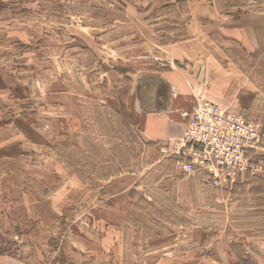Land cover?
I'll return each instance as SVG.
<instances>
[{
  "label": "rangeland",
  "instance_id": "1",
  "mask_svg": "<svg viewBox=\"0 0 264 264\" xmlns=\"http://www.w3.org/2000/svg\"><path fill=\"white\" fill-rule=\"evenodd\" d=\"M11 1L14 5L17 3V0ZM161 1L169 3L167 5H174L177 1L183 3V0ZM64 2L71 4L73 0H64ZM198 2L197 17L199 18L195 20V27L201 36V22L204 16L200 10L203 3H200V0ZM255 4L252 10L259 11V0L255 1ZM21 9L24 8L11 7L0 12V263L5 261L6 264H15L13 262L15 260L18 264L23 262L26 264H243L241 258L246 253L244 257L246 264H249L248 261L253 264H264V238L257 232L262 225L257 219L245 214L257 208V204L253 202L251 196H247L242 204L233 203L230 197L231 187L237 183L246 184V192L253 187L264 192L262 184L251 183L247 176L220 189H213L207 182L208 186H211V189H207V194L211 196L209 208L215 211L210 213L209 221L202 225L205 229H209L207 235L202 234L203 241L207 239L208 246L203 247L204 242H202L197 248L195 243L201 239L198 240V236H195L196 231L192 228L195 224H202V216L198 212L186 210L185 205L178 206L177 203L173 205L160 198L161 195L166 197V193L171 192L167 186L168 180H165L164 186L162 183L158 188L154 185L168 176L169 172L171 173L169 168L159 170L160 165H157L158 171L155 174L150 169L144 183V188L148 189L147 192L159 197L155 201L156 214L161 211L166 219L161 220L155 217L158 219L155 221L159 227L166 230V236L158 237L159 239L155 240L152 246H145L143 242L138 244L137 231L133 234L132 231L123 233L125 214L130 211V214L136 215L125 197L129 189L131 191L133 189L130 186L129 189L127 188L128 180H119L112 187V193L108 196L116 195L110 199V202L116 204L105 209L106 202L109 203L105 201L106 193H108L107 185L93 182L94 180H90L92 177L84 175V172L89 170L77 167L66 168L63 165L58 167L54 161L56 157H53L46 162L47 177L40 172L26 174V166L35 167L31 164L39 163L40 165L41 162L42 167L47 154L53 151L56 153L57 144L72 140L74 127L80 123L83 127L87 125L88 129L86 131L82 128L83 135L77 137L80 138V145L78 154L74 158L78 163L85 162L87 158L92 160V164L116 159V163L123 164L124 167H115L111 170L131 172V170L145 167L148 163H153L154 158L153 152L146 154L145 144L140 143V140L145 141L136 137L132 127L127 126L130 131V143L126 135V126L121 129L115 120L112 131L108 128H106L108 133L103 131L102 122L107 119L104 117L109 108L100 109L101 105L98 104V108L94 110L93 103H87V99H96L94 96L87 93H82L80 96L78 90L67 89L68 87H65L62 81L66 75H69L71 81L75 82V77L71 71L65 74L61 69L63 67H57L56 58L64 51L67 53L64 59L68 62L74 55L64 48V43L60 40L49 39L48 35L53 34L58 25L44 18L36 23L22 24L19 19L29 17V14ZM250 15L252 17V14ZM205 19L207 20V15ZM43 34L46 38L41 36ZM26 40L34 43L33 51L32 47L26 44ZM147 43L148 46L152 45L149 38ZM44 44L45 49H43ZM234 51L239 54L237 56L241 66L239 68L243 70L244 76L258 87L255 98L246 92L252 86L244 76L232 72L235 74V80L245 81L246 84L240 90L233 85L227 86L230 89L228 91L224 84L229 82L227 81L229 74L226 73L228 78H222L214 68L210 70L211 75L208 79L205 73L202 75L199 71L193 78L188 77L191 85L184 81L186 91L179 92V97L188 99L190 108L205 101L215 103L205 94V91H212L218 85L219 96L227 97V102L215 104L228 113L248 121L260 122L264 126V55L248 56L240 51ZM80 53L76 59L83 54L81 51ZM9 55H12L14 60L5 61ZM142 61L143 65H150L142 68L143 70L163 74L167 79L174 76L173 69L168 63L165 67H157L153 65L154 62L151 63V60ZM113 63L116 64L114 61ZM109 67H111L110 71H116L112 64H109ZM81 68L85 70L87 78L90 69H93L95 82L101 78L95 64L93 67ZM175 70L177 71V68ZM29 84L32 86H28ZM79 96L83 97L82 101L78 99ZM130 100L129 106L124 109V114L129 115L130 123L135 125L136 117L132 98ZM77 113L83 115L81 120L74 117ZM91 118L94 125L91 123ZM96 118L100 120L97 122L98 126ZM123 121L126 123L125 118ZM42 133L52 138L45 141ZM168 141L150 144L160 149ZM40 150L45 155L35 154L34 151ZM159 155L160 160L164 161L161 162L163 165L166 164V160L174 161L172 158L163 159L160 152ZM61 158L62 162L68 165L66 161L68 157ZM91 171L93 170L90 169ZM72 173L80 174L81 182L90 181L87 184L80 183L76 177L72 176ZM31 179H36L39 183ZM258 179L264 181L261 177ZM64 182H67V186L65 185V190L60 191L59 188ZM180 187L182 188L180 191L187 190L185 183H180ZM57 191L60 192L52 196ZM103 191L106 193L103 194ZM174 191L175 189H172V193ZM142 205L144 210L148 208ZM134 211L139 212L138 209ZM130 216L127 218H134ZM214 221H219L216 225L219 226L218 229L213 227ZM146 223H149L148 220ZM132 224L134 226V223ZM247 229L254 230L255 234L253 231H240ZM238 237L243 239V243L237 240ZM253 239L256 241L250 245L249 241ZM121 244L129 247H123L122 250ZM233 244L241 245L238 246L241 248L237 249L235 246L233 249ZM92 259L95 263L90 262Z\"/></svg>",
  "mask_w": 264,
  "mask_h": 264
},
{
  "label": "crops",
  "instance_id": "2",
  "mask_svg": "<svg viewBox=\"0 0 264 264\" xmlns=\"http://www.w3.org/2000/svg\"><path fill=\"white\" fill-rule=\"evenodd\" d=\"M33 1V3H29L26 0H17L14 5L11 0H0V12L6 11L11 7H23L24 9L21 10H26L29 17L20 18L19 22L22 24L36 23L43 18L48 22L57 24L58 28L53 34L48 35L49 39L60 40L61 43H64V48L74 55L68 62L64 59L67 54L64 51L56 58L58 60L57 67H63L61 69L65 74L71 71L75 77L76 83L71 81L69 75H66V78L62 80L65 87L78 90L80 96L82 93L94 96L96 99L93 100L85 97L88 100L87 103H93L94 110L98 108V104L101 105L100 109L106 110V107L109 108L104 117L107 119L102 122L103 131L108 133L106 128L112 131L115 120L119 123L118 125L121 129L126 126V135L130 143L128 127H132V132H135L136 137L145 141L142 142L140 140V143L145 144L144 151L147 154H151L154 149L153 146L147 147V144L171 140L181 135L185 120L181 118L180 112L190 109V101L185 99V97H179V92L183 93L186 91L184 81L191 85L188 77L193 78L199 71L202 75L205 73V77L208 79L211 75L210 70L214 68L222 78H228L226 73L229 74V80H227L229 82L224 84L225 88L233 85L234 88H239L238 90H240L246 83L245 81L239 82L235 80V74L244 76V72L239 68L241 67L239 65L240 60L237 57L239 54L234 50L248 56L259 54V57H261L264 55V0H259V11L252 10L256 6L255 1L258 0H200V3H203L200 13L204 16L201 22V36H199L195 27V20L199 18L197 17L199 12L198 0H183V3L177 1L174 5H167L169 3L161 0H73L71 4L69 2L65 4L64 0ZM53 5L61 6L62 12L59 13L52 10ZM166 7H171L172 10L165 12L163 8ZM96 10L100 11L98 14L101 16L105 14V17L97 15ZM114 12H118V15L117 19L112 20ZM108 13L111 16L110 19H108ZM250 14H252V17ZM206 15L207 20H204ZM41 36L45 37V34ZM148 38L152 43L151 46L147 45ZM26 44L32 47V51L34 50L33 42L26 40ZM45 48L46 45L44 44L43 49ZM80 51L83 54L76 59L81 54ZM123 57L125 59H122ZM8 60H14L12 55H9L5 61ZM142 60H151V63L154 62L155 64L153 65L157 67H165L166 63H168L173 69L174 76L167 79L163 74L143 70L142 68L150 65H143ZM113 61L116 63L115 65ZM94 64L101 75V78L96 82L93 69H90L89 77L87 78L85 70L81 68L93 67ZM109 64H112L116 71H110L111 67H109ZM176 68L177 71H174ZM244 77L252 86L246 92L255 98L258 87L246 76ZM28 86L31 87L32 84ZM215 87L216 89H212V91H205V94L215 103L223 104L227 102V97L219 96V86L216 85ZM242 94L241 96H243ZM82 98L78 99L82 101ZM131 98L136 117L135 125H130L128 119L126 123L123 121L129 115L123 116L122 111H124L126 106H129ZM75 115L74 117L77 120H81L83 116L78 113ZM99 121L96 118V123ZM91 123L93 124V118H91ZM82 128L87 131L88 126L84 125L83 127L80 123L74 127L71 135L73 142L68 140L66 143L60 142L57 144L56 153L53 151L50 152L51 155L47 154L42 167L41 162L40 165L38 162V164L32 163L31 165L35 167L26 166V174L40 172L41 175L44 174L43 176L47 177L46 162L51 158L53 159V157H56L54 161L58 167L63 165L66 168L77 167L82 170H89V172H84V175L89 178L92 177L90 180H94L93 182L107 185L106 190L108 193L103 191V194H107L105 201H109V203L106 202L107 208L105 209H109L116 204L115 202H110V199L116 195L108 196L109 193H112V187L119 180H128L127 188L129 189L130 186L133 189L132 191L129 189L130 191L125 194V197L129 205L133 207L132 211L136 215L130 214V211L125 214V218H123L125 220L123 233L132 231L133 234L137 231L139 233L137 243L143 242L145 246H152L153 242L159 239L158 237L166 236V230L159 227V224L155 221L158 219H155V217L161 220L166 219H164L163 212L160 211L156 214L155 201L159 197L147 192L146 190L148 189L144 188V183L147 180V172L150 169L155 174L158 171L157 165H160L159 170H168L169 168L171 173L169 172L168 176H165L162 180L160 179L154 185L156 188L161 183L164 186L166 184L165 180H168L169 185L167 186H169L171 192L169 194L166 193V197H163L164 195L159 196L162 200H166L173 205L176 203L178 206L185 205L186 210H191L194 213L198 212L202 216V224H195L192 228L193 231H196L195 236H198V240L201 239L196 241L195 245L198 248L204 242L203 247L205 245L208 246V241L207 239L203 241L204 237L202 234L207 235L209 229H205L203 226L206 224L205 222L209 221L210 213H214L215 210L209 208L211 196L207 194V189H211V186H208L204 174H180L179 171H176L174 161L166 160V164L163 165L161 162L164 161H161L159 157L153 163H148L145 167L135 171L131 170V172L111 170L115 167H124L123 164H117L116 159H108L102 163L92 164V160L87 158L85 162L78 163L74 156L78 154L80 138L77 137L83 135V133L81 134ZM36 130L42 132V130ZM43 138L45 141H49L52 136L49 137L44 133ZM34 152L38 155H45L41 150ZM65 156L68 157L66 160L68 165L61 160V157ZM255 158H264V151H261ZM258 162L261 163V171L255 176L264 179V160L261 159ZM52 163L54 164L53 161ZM58 167L56 168L59 169ZM91 168H102L109 173V176L99 178L95 176V172H90ZM82 170L79 171L83 173ZM72 174L80 183L85 182H81L82 179L80 181V174ZM31 180L39 183L36 179ZM180 183L187 184V190L180 191L182 189ZM62 185L59 188L61 189L60 191L65 190L64 187L65 185L67 186V182ZM140 189L141 192H139ZM172 189H175L174 193H172ZM142 190L144 191L142 192ZM60 191L51 195L54 196ZM156 194L158 193L156 192ZM142 204L148 208L144 210ZM134 209H138L139 212H135ZM130 215L134 217L132 218L133 220L129 219ZM162 216L163 218H161ZM146 220L149 223H146ZM132 223H134V226ZM218 223L219 221H214L211 224L213 227H217ZM240 231H253L255 234L254 230ZM240 233L242 234V232ZM237 240L243 241L239 237ZM255 241L254 239L249 241L251 242L250 245ZM245 245L247 246V244ZM235 246L237 249L241 248L238 247L241 245L237 244H233L232 248L235 249ZM121 247L123 250V247L128 248L129 246L121 244ZM245 255L241 258L244 261ZM13 262L18 264L15 260ZM90 262L95 263V260L92 259ZM248 262L253 264L250 263L251 261ZM0 264L6 263L3 261ZM21 264L26 263L23 262Z\"/></svg>",
  "mask_w": 264,
  "mask_h": 264
},
{
  "label": "built area",
  "instance_id": "3",
  "mask_svg": "<svg viewBox=\"0 0 264 264\" xmlns=\"http://www.w3.org/2000/svg\"><path fill=\"white\" fill-rule=\"evenodd\" d=\"M185 125L181 135L159 149L186 175L204 174L213 189L261 171L253 158L264 151V126L222 110L205 101L180 112Z\"/></svg>",
  "mask_w": 264,
  "mask_h": 264
},
{
  "label": "trees",
  "instance_id": "4",
  "mask_svg": "<svg viewBox=\"0 0 264 264\" xmlns=\"http://www.w3.org/2000/svg\"><path fill=\"white\" fill-rule=\"evenodd\" d=\"M27 2L29 3H33L34 1L33 0H26ZM52 10H54L55 12H59L61 13L62 12V7L61 6H56V5H53L52 6ZM163 10L166 12V11H171V7H166V8H163ZM97 15H99L98 13L100 11H97ZM108 19H110V14L108 13ZM117 15H118V12H114L113 13V16H112V20H115L117 19ZM101 16V15H99ZM101 17H105V14H102ZM100 18V17H98ZM122 18V17H121ZM123 112V116H126V114H124V111ZM126 121L128 119V123L130 125H132L130 123V119L129 118H125ZM154 147L153 149V153H154V159L152 161H155V159H157L158 157H160L159 155V152L157 149V146L154 145V144H147V147ZM147 154V153H146ZM264 160V158H253V160L255 162H258V161H261ZM91 170H93V172H95V176H98L99 178H103L105 176H109V173H107L104 169L102 168H91ZM247 178H249L251 180V183H257L258 185L259 184H262L264 186V181L261 180V179H258L257 176L255 175H250L248 174L247 175ZM246 187L247 185L246 184H243V183H237V184H234L232 185V191H231V194H230V197H231V201L233 203H243L244 199L247 197V196H251L253 197V202L257 204V208H253V210L250 211V213H245V214H249L251 216V218H255L258 220V222L262 225L261 228L257 229L259 232V235L261 237L264 238V192L262 191H259L257 188L253 187L251 190H249L248 192H246ZM252 209V208H251ZM242 263L243 264H246L245 261L242 260Z\"/></svg>",
  "mask_w": 264,
  "mask_h": 264
}]
</instances>
